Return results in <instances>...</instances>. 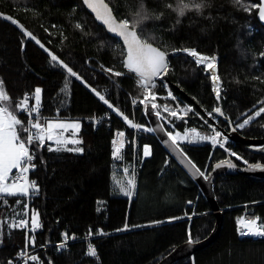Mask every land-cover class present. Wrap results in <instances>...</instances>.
I'll list each match as a JSON object with an SVG mask.
<instances>
[{
  "label": "trees",
  "instance_id": "16d2710c",
  "mask_svg": "<svg viewBox=\"0 0 264 264\" xmlns=\"http://www.w3.org/2000/svg\"><path fill=\"white\" fill-rule=\"evenodd\" d=\"M107 1L119 19H132L140 4V0ZM177 2L143 0L149 13L162 15L158 20L144 21L137 28L138 34L167 52L191 48L208 57L216 56L221 95L219 101L204 66L184 53L172 57L166 82L183 108L190 106L198 113L171 118L173 130L184 132L192 126L209 135L215 128L225 135L229 119L242 136L264 137V114L244 128L238 127L247 115L264 106L259 103L264 101V25L257 9L246 11L233 0H204L202 13L188 12L178 17L166 7ZM258 3L243 0L244 6ZM8 16L83 80L68 76L65 69L50 62L49 53L5 18ZM77 24L83 28H77ZM125 53L122 42L97 24L82 0H0V80L11 97L10 109L26 93L37 87L43 89L41 104L46 119L80 120L78 136L83 143L68 147L84 149L82 153L48 151L49 144L53 148L56 145L47 141L45 147L37 148L39 158L33 176L38 192L30 198L5 195L7 203L0 201V221L4 222L0 225V264H8L25 248L26 235H35L36 244L28 247L40 258L31 264H157L176 246L189 241V233L192 241H199L214 229L216 218L208 199L156 135L147 131L150 124L140 103L143 90L137 85V77L123 67ZM100 62L125 75L103 72ZM66 79L69 89L61 91ZM156 85L153 91L159 102L174 105V100L167 97L165 82L159 80ZM217 107L222 108L223 116L213 111ZM114 109L143 127L135 134ZM16 111L24 121L23 114ZM107 112L111 118L95 129L91 119ZM117 128L125 129L131 140L136 135V143L129 142L118 163L113 161L111 149L113 129ZM145 146L150 147V155H144ZM183 148L207 173L216 161L230 156L229 152L237 153L248 164L264 165V151L230 139L224 148L210 141ZM133 178L135 188L129 197L121 188L127 190ZM213 190L223 213L219 236L173 264H264V236L241 237L238 230L242 216L259 217L264 223V179L222 175L215 180ZM32 210L39 212L42 228L33 233L30 228L9 227L20 219L31 220ZM126 224L128 228L121 231ZM98 226L108 233L92 239L96 257L86 254L85 240L72 241L61 251L54 246L64 240V233L83 237Z\"/></svg>",
  "mask_w": 264,
  "mask_h": 264
},
{
  "label": "snow or ice",
  "instance_id": "6c2138e0",
  "mask_svg": "<svg viewBox=\"0 0 264 264\" xmlns=\"http://www.w3.org/2000/svg\"><path fill=\"white\" fill-rule=\"evenodd\" d=\"M234 3L241 5V7H245L246 11L251 12L253 9L258 10V16L261 20H264V0H260L258 4H252L250 6H244L243 0H233ZM83 3L90 8L98 21L102 23L103 26L106 27L107 31L115 34L119 38L122 39L123 44L126 48L125 58L123 60V67L127 70L128 73L134 74L137 77V85L139 88L143 90V100L140 103L144 104L146 102H151V108L156 110L159 107H163L164 112H169L171 116L176 117L177 119H183L184 116H187L189 112H193L198 115V113L194 112V109L190 106H185L184 108H180L177 106L176 109H171L168 105H157L155 101L157 100V95L153 91L156 88V80L160 78L163 82V77L167 75V70L169 68L168 56L169 53L167 51L161 50L159 47L153 46L152 43L148 42L147 38H142L140 34L137 32V28H139L144 21L150 19H160L161 15H156L153 13H149L146 9L143 0H140L138 10L133 14L132 19L127 17L117 19L113 14L112 9L109 7V4L105 2V0H83ZM166 7L175 11L178 17H184L188 12H196L202 13L203 9L206 7L204 0H178V2L173 4H168ZM12 23L17 24L26 34L27 37L34 40L41 48H44L46 52L49 53L50 62H54V64H58L60 67L66 70V73L70 77H76L77 79L83 80L82 77L78 75L77 72L73 71L68 64H66L63 60H61L57 55L52 53L49 49L45 48L43 44L27 29L23 28V25H19L18 21L13 20L11 16L5 17ZM179 23V19L177 20ZM77 28H83V25L77 24ZM142 31V29H141ZM177 52L184 53L186 55L191 56L194 59V62L198 66H204V70L209 74L211 80L213 82V91L216 94L217 99H220L221 95V87H220V77L217 73L216 66V57H208L197 52L196 49L191 48H182V49H173L172 53L175 54ZM264 56V53H261ZM112 76L120 77L125 75L123 72L114 71L112 68H108L105 70ZM86 83V82H85ZM69 81L66 79L64 89L61 91H65L69 89ZM167 87V85H164ZM89 87H91L89 85ZM105 104H109V101L105 99L100 92H97L96 89H91ZM42 92L43 89L37 87L33 93L25 94L22 99H20L15 108L10 110V102L11 97L8 95L3 80H0V201L7 203L5 199L6 196H28L30 191L32 193L38 192V185L35 181H30L27 173L30 170L35 169V164L31 163L34 159V153L30 152V146L34 143L37 148L45 147V141H54L55 148H53L50 144L47 146L48 151H69L82 153L84 149L82 147H68L69 144L72 145H80L83 143L81 139L74 138L76 134L79 132L81 124L79 121L65 122L59 120H47L42 123L41 122V102H42ZM167 97H170L172 100H175V96H173L172 92L169 90L167 93ZM34 101L31 104L30 102ZM136 99L133 100V103H136ZM264 104V101L259 102ZM109 107L112 105L109 104ZM255 107V106H254ZM16 110L20 112L27 113L28 126H25L24 121L18 118L16 114ZM132 128H141L143 126L135 124L132 120H129L127 116H124L119 109H114ZM216 113H220L223 115L222 110L217 107L213 110ZM178 113H183V115H179ZM213 113L209 112L208 115L212 116ZM261 114H264V106L259 107L252 115H247V118L243 120L242 123L238 125L239 128H244L249 123H251L256 118L260 117ZM155 115L160 116L161 113L159 111L155 112ZM72 130L73 137L65 138L64 132ZM163 130V129H161ZM149 132L156 131V129H147ZM214 131V130H213ZM28 133L26 138H22L20 133ZM118 137H123V132H118L116 134ZM167 137L171 140L172 144L183 154V149L180 148L179 140H188L189 135H191V140L189 142L194 141H210L213 146L219 145L221 148H224V143L227 140V137H222L220 132H215L213 135H200L196 133L195 129L186 130L183 135L179 132L173 134V132H166ZM167 143V141H165ZM114 157H120L121 147H123L122 141L118 143L117 140H113ZM118 145V146H117ZM231 157H236L239 160H243V163L248 165L249 168H261L264 167L260 164H248L247 160H244L243 157H239L235 152H229ZM144 155H150V150L148 146L144 148ZM191 164V161L189 160ZM223 165H227L229 168H235L236 165L232 162L231 159H226L216 164V168H220ZM195 168V165H192ZM13 169L18 170V174L13 175ZM125 172L128 170L125 169ZM196 174L207 179L208 177L204 176V173L200 171L199 168H196ZM11 178V182H9ZM23 181L22 183L19 181ZM129 188L125 190L121 188V191L124 192L125 195L131 197L133 194V190L135 188L134 179H130L128 181ZM16 203H20L19 200ZM259 217L244 221L243 218H239V223H241L242 227L246 229L245 232H242L243 235H256V236H264V224L257 225V221ZM4 222L0 221V225ZM10 228L14 229H29L31 232L35 233L38 229L42 228L43 225L40 223V214L36 210H32L31 220L28 219H20L18 222H13L9 225ZM128 228L126 224L124 226L125 230ZM103 230H100L97 235H105ZM93 233L91 230L88 233V236H92ZM64 240L59 245V247H64L67 241L69 240V235L67 233L63 234ZM189 243H192L191 233H189ZM74 239L75 237H71ZM36 244L35 235L27 236L25 238V250H21L18 253L19 257L23 258V264H28V261H39V257L37 255H28L26 249L28 245ZM87 255L96 257L97 251L95 246L91 243L88 244ZM8 264H13L12 261H9ZM42 264V261H41Z\"/></svg>",
  "mask_w": 264,
  "mask_h": 264
},
{
  "label": "water",
  "instance_id": "95a60500",
  "mask_svg": "<svg viewBox=\"0 0 264 264\" xmlns=\"http://www.w3.org/2000/svg\"><path fill=\"white\" fill-rule=\"evenodd\" d=\"M258 1L260 3V0H258ZM82 2H83V0H82ZM105 2L109 4V2L107 0H105ZM83 5L87 9V11L94 17L97 24L101 25L107 31L106 27L103 26L102 23L96 19L94 12L90 8H88L84 3H83ZM109 7L112 9L113 14L116 16V18L119 19L117 17V15L115 14V12H114V10L110 4H109ZM257 13H258V10H257ZM257 17H258L259 21L264 25V20H261L259 18L258 14H257ZM108 33L112 37L119 39L123 44V41L121 38H119L118 36H116L113 33H110V32H108ZM149 43H151V42H149ZM152 44L155 47H159L154 43H152ZM123 46L125 48L124 44H123ZM161 50H163V49L161 48ZM125 52H126V48H125ZM168 53H169V56H168V61H169L172 57H174L175 55H177L181 52H177V53L173 54L172 51H170ZM216 60H217V57H216ZM157 80H158V78H157ZM177 91L182 92L179 88H177ZM219 101H220V99H219ZM219 108L222 110L221 107H219ZM155 112H156V110H153L151 108V104L146 105L145 115H146V118L150 124V128L156 129V131H153L152 133L154 135H156V137L161 142V144L166 148V150L171 154V156L176 159V161L188 173V175L191 177V179L197 183V185L199 186L200 190L202 191L204 197L206 199H208L210 206H211V209H212V212L214 213L215 218H216L214 229L206 238L199 240V241H193L192 243H189L188 241H186L182 244H179L170 253H168L166 256H164L157 263V264H173L177 260H180V259L188 257V256H192L197 250L211 244L219 236L221 226L223 223V213H222V210H221V208H220V206H219V204L215 198V194H214V190H213L215 180L219 176H222V175H238V174L244 175V176H246L252 180H263L264 179V167L249 168L248 165H239L232 157L228 156L225 159L216 161L212 165L210 171L206 174L205 172H203L198 167V165L193 161V159L188 155V153L186 152V150L182 146H180V148L183 149V154L172 144L171 140L166 135V132H168L167 128L165 127L160 116L155 115ZM222 112H223V110H222ZM216 114L221 115L220 113H216ZM223 115H224V113H223ZM223 115H221V116H223ZM228 123H229V130H224V131H225V135L231 141L244 143L245 145H247L252 150H256V151H260V152L264 151V137H261V138L244 137L234 127L231 120L228 119ZM161 129H163V130H161ZM165 141H167V143H165ZM226 159H231L232 162L236 165V167L235 168H229L227 165H223L220 168H216V164H218L221 161L226 160ZM189 160L191 161V164L189 163ZM249 164L254 165V164H258V163H249ZM192 165H195V168H193ZM262 166H264V165H262ZM196 168H199L200 171H202L204 173V176H206L208 178L205 179L204 177L196 174Z\"/></svg>",
  "mask_w": 264,
  "mask_h": 264
},
{
  "label": "built area",
  "instance_id": "2783aa9c",
  "mask_svg": "<svg viewBox=\"0 0 264 264\" xmlns=\"http://www.w3.org/2000/svg\"><path fill=\"white\" fill-rule=\"evenodd\" d=\"M217 62V61H216ZM99 66L101 67V70L103 71V72H105V73H107L105 70L106 69H108V68H110V67H108V66H106L105 64H103V63H99ZM216 66H217V63H216ZM115 71V70H114ZM166 76V75H165ZM163 77V82H165V84L167 85V89H168V91L170 90V88H169V86H168V84H167V82H166V77ZM159 80H161L160 78H158V80L157 81H159ZM156 81V82H157ZM171 91V90H170ZM172 92V91H171ZM31 93H33V92H30V93H28V94H31ZM173 94V93H172ZM174 96V95H173ZM24 97V96H23ZM22 97V98H23ZM22 98H20V99H22ZM32 103H34V101H31L30 102V106H31V104ZM155 103L157 104V105H168L171 109H176L177 108V106H179L180 108H183V106L181 105V104H179L178 103V101L175 99L174 100V105H171V104H166V103H162V102H159V100L157 99L156 101H155ZM147 104H151V102H146V103H144L143 105H144V107L146 108V105ZM162 109H163V107H162ZM22 114H23V117H24V123H25V126H28V119H29V117L27 116V113H24V112H21ZM167 113H169V112H167ZM170 114V113H169ZM179 115H183V113H178ZM40 115H41V122L43 123L44 121H45V119H46V116L43 114V106H42V104H41V109H40ZM111 118V114L109 113V112H107V113H105V114H102V115H98V116H95L94 118H92L91 119V121H92V124H93V126H94V128L95 129H98L99 128V126H100V124L103 122V121H105V122H107L109 119ZM173 118V117H172ZM87 121H89V119H87ZM132 122L133 123H135V124H138L139 125V122H137L136 120H132ZM106 126L108 127V128H111V125L108 123V124H106ZM192 129H195V131H196V133H199L200 135H207L206 133H204V132H201L198 128H196V127H187L186 128V130H192ZM133 130L135 131V134H136V132H137V130H138V128H133ZM185 130V131H186ZM215 132H217L216 131V129L215 128H212V130H211V134H209V135H213L214 134V131ZM118 132H123L124 133V136L123 137H118L116 134L118 133ZM185 133V132H184ZM21 135V137L22 138H26V136L28 135V133H22V134H20ZM117 140L118 141V143L119 142H121L122 141V143H123V147H121V151H120V157H114L113 156V151H114V145H113V140ZM191 140V135H189V138H188V140L185 142L187 145H189V146H194V145H202V144H204L206 141H199V140H197V141H194V142H189ZM130 141H132L134 144L136 143V135L134 136V138L131 140L129 137H128V134H127V132H126V130L125 129H123V128H117V129H113V135H112V140H111V149H112V158H113V161L114 162H121L122 160H123V156H124V152H125V150H126V148H127V145L129 144V142ZM118 146V145H117ZM30 152H33L35 155H34V159H33V161L31 162V163H33V164H35V169L34 170H30L29 171V173H27V175H28V178H29V180L30 181H35L36 182V184H37V180H36V178L33 176V172L37 169V161H38V158H39V154H38V149H37V146H36V144L34 143L33 145H31L30 146ZM135 168V167H134ZM125 169H127L128 170V167L127 166H124V170ZM16 174H18V170L17 169H15L14 171H13V175H16ZM134 179V178H133ZM19 182H23L22 180L21 181H19ZM38 185V184H37ZM34 193H32L31 191H30V194L28 195V197L30 198L32 195H33ZM240 218H243V220L244 221H248V220H253V219H251V218H248V217H245V216H242V217H240ZM255 219V218H254ZM239 221V220H238ZM260 224H264L263 223V221L262 220H258L257 221V225H260ZM91 230V232L93 233V235L92 236H88V233H89V231ZM100 230H103V233H108L107 231H105L101 226H98V227H96V228H90L88 231H87V233L85 234V236H83V237H78V236H72V237H75L74 239H72L71 237H69V240L67 241V243L65 244V246L64 247H59V245L62 243V241L61 242H58V243H56V244H54V246L56 247V249L58 250V251H61V250H65V249H68V247H69V244L72 242V241H76V240H85L86 241V249L88 248V244L89 243H91L92 245H94V243L92 242V239H94V238H97V237H100V236H104V235H97V233L100 231ZM238 230H239V233L241 234V237H253V238H258V237H263V236H256V235H243L242 234V232H245L246 231V229L245 228H243L242 227V225H241V223H239L238 222ZM105 234V235H106ZM95 246V245H94ZM96 249V248H95ZM21 250H25V248H23V249H21ZM21 250H19L15 255H14V257L11 259V261L13 262V264H23V258L22 257H19L18 256V253L21 251ZM26 251H27V253H28V255H37L38 256V253H37V251L35 250V249H33V248H30V247H27V249H26ZM39 257V256H38ZM31 262H33V261H31V260H29L28 261V264H31Z\"/></svg>",
  "mask_w": 264,
  "mask_h": 264
},
{
  "label": "rangeland",
  "instance_id": "374dc122",
  "mask_svg": "<svg viewBox=\"0 0 264 264\" xmlns=\"http://www.w3.org/2000/svg\"><path fill=\"white\" fill-rule=\"evenodd\" d=\"M205 56V55H204ZM217 61V60H216ZM217 63V70H218V62H216ZM10 110H12V109H10ZM156 111H159L160 113H161V115H160V118H161V120L163 121V123L165 124V127L167 126V130L168 131H170V132H173V134H175L176 132H179V131H176V130H173V127H174V123L171 121V118L173 117V116H171L169 113H167V112H164V110L162 109V107H159V108H157L156 109ZM16 114H17V111H16ZM17 116H18V114H17ZM216 118V117H215ZM49 120H59V121H65V122H72V121H79L80 122V124H81V121L80 120H77V119H54V118H52V119H49ZM215 120V119H214ZM81 126H82V124H81ZM80 129H81V127H80ZM80 129H79V131H80ZM67 132V131H66ZM66 132H64V137L65 138H72L73 137V133H72V130L70 129V133H69V136H67V134H66ZM185 132V131H184ZM184 132H179L181 135H183L184 134ZM217 132H220L222 135H223V137H227L226 135H224L223 133H222V131H220L219 129L217 130ZM78 134H79V132L76 134V136L74 137V138H78L79 139V136H78ZM227 140H229V138L227 137ZM187 140H179L178 142H179V144H180V146H187V147H189V145H187L185 142H186ZM217 146V145H216ZM149 147V146H148ZM149 150H150V147H149ZM206 174H207V172H205ZM9 182H11V178H10V180H9Z\"/></svg>",
  "mask_w": 264,
  "mask_h": 264
},
{
  "label": "crops",
  "instance_id": "0c3cea01",
  "mask_svg": "<svg viewBox=\"0 0 264 264\" xmlns=\"http://www.w3.org/2000/svg\"><path fill=\"white\" fill-rule=\"evenodd\" d=\"M68 133V134H67ZM69 133H70V129L66 132V134H67V136H69ZM47 141V140H46ZM47 142H54V141H47ZM15 169H13V171H14ZM260 219V218H259ZM261 220V219H260ZM240 234V233H239ZM240 236H241V234H240Z\"/></svg>",
  "mask_w": 264,
  "mask_h": 264
}]
</instances>
